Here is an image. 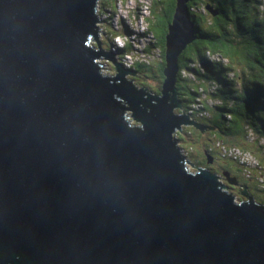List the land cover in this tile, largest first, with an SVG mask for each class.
Here are the masks:
<instances>
[{"label":"water","instance_id":"1","mask_svg":"<svg viewBox=\"0 0 264 264\" xmlns=\"http://www.w3.org/2000/svg\"><path fill=\"white\" fill-rule=\"evenodd\" d=\"M186 2L151 93L99 73L95 0H0V264H264V203L173 137Z\"/></svg>","mask_w":264,"mask_h":264},{"label":"trees","instance_id":"2","mask_svg":"<svg viewBox=\"0 0 264 264\" xmlns=\"http://www.w3.org/2000/svg\"><path fill=\"white\" fill-rule=\"evenodd\" d=\"M171 2L172 0H151L148 30L157 40L158 45L155 46L160 61L154 62L148 58L144 61H134L128 66L134 75L137 74V77L132 78V83L134 82L133 85L137 88H143L145 79L149 81L153 79L160 83L165 29L169 21ZM262 2L264 0H191L189 4L187 3L190 18H193L195 25L194 38L177 56L178 69L174 83L181 107L186 109L185 111L191 109V113L197 111L199 119L208 121L209 125L204 124L203 129L212 131L215 128L212 132L205 131L207 136L202 140V144L198 143L204 147L201 150L192 148L193 145H186L183 135L175 132L176 140L184 141V145L180 142L177 144L179 151L199 167L209 169L218 176L227 171L239 185L247 187L249 194H253L249 186L255 190L256 184L247 182V161H238V157L233 155H248L249 153L245 152L248 150L236 138L235 142H228L226 136L245 137L249 134L257 143L261 137L264 138V16L262 17V12L258 10V7L264 9ZM205 5L214 13L206 12L207 24L203 25L201 14L192 12V9H201ZM100 7V11L105 14L102 20L109 19V15L118 11L115 0H101ZM153 7L157 11H153ZM101 32L106 35L104 40H100L102 51L111 48L114 58L123 51H132L127 43L122 47L113 44L111 37L115 36V33L106 28ZM122 32H127L125 27L122 28ZM239 56L244 58L249 66L253 64L255 73L249 75L242 73L237 80L236 76L233 78L232 66L233 63L238 64ZM248 70L252 71V67ZM138 81L143 82V85ZM204 94L207 99L212 100L213 105L208 106L199 100V96ZM206 98L202 97L203 100ZM195 112L193 113L197 116ZM203 113L207 115H202ZM209 115L211 118L207 119ZM186 132H190V129ZM226 142L230 145L225 148L223 145ZM230 146L232 148L229 149ZM233 150L237 153H233ZM254 154L263 162L257 150ZM212 155L227 159L229 166L234 167V171L231 172L226 165H221L220 168L212 167L208 160L213 157ZM262 157L264 159V153ZM185 163L182 162V165ZM257 165L260 166L258 163ZM261 168L263 167L260 166V171ZM262 189L260 190L264 192V188ZM254 202L264 203V198L255 199Z\"/></svg>","mask_w":264,"mask_h":264},{"label":"rangeland","instance_id":"3","mask_svg":"<svg viewBox=\"0 0 264 264\" xmlns=\"http://www.w3.org/2000/svg\"><path fill=\"white\" fill-rule=\"evenodd\" d=\"M97 3H96V10H95V13L99 16V17H102L104 14L102 13V11H100L99 7H100V1L101 0H95ZM95 4V3H94ZM262 6H264V3H262ZM115 7L118 8V11H116L115 13H113L111 15V20H110V23H111V26L114 28V29H121L122 27V24H124V22H122V24H120V21L122 19V16L124 15L125 11L126 10H129L131 7H136V2L135 1H131V2H126L125 4H123L121 7L117 6L115 4ZM101 8V7H100ZM102 9V8H101ZM116 10V8H115ZM258 10L261 11V16L263 17L264 14V9H260L258 7ZM153 11H157L155 8L153 9ZM195 13H200L201 14V22L203 23V25H205V23L207 24V14L206 12L203 10V9H195L194 10ZM144 0H138V14H137V19L134 21V26L135 27H138L141 29H143V27H140V26H143V23H144ZM102 22V20L100 21V23ZM99 22H96V25H97V31L101 30V24ZM145 24V23H144ZM110 26V24H104V28H106L107 30H109L110 32L112 33H115V31L112 29V27ZM101 40H104V37L106 36L104 33L101 32ZM98 39V37H97ZM119 40V38H116V41ZM118 43V42H117ZM140 46V45H139ZM155 53V51H154ZM142 55V54H140ZM119 57V56H118ZM124 60V57L123 59ZM96 61H100V59H96ZM103 65L100 66V73H103V72H110V69L104 65V63H102ZM249 67H252V71L251 70H248ZM233 70H232V73H233V78L236 76L237 80L238 78L241 76V74L243 73L244 75H249L250 74H254L255 73V68L253 66V64L251 63V66H249L248 64H246L244 58H242L241 56H239L238 58V64L237 63H233V66H232ZM131 74V73H130ZM230 75V73H229ZM141 78V77H140ZM141 81L143 80L142 78L140 79ZM146 83H143L145 86H148V85H153L155 84L154 82H151L147 79L144 80ZM237 86V85H236ZM155 92L157 93V90H155ZM202 97H205V94L204 96H199V100H202L203 103L207 104L209 106L210 105H213V102L211 99H207L206 100H203ZM198 105V104H197ZM126 113V121L130 124V125H134V119H132L130 117V111L127 109H125L124 111ZM195 112V111H193ZM197 116H199V113H197V111L195 112ZM210 114H211V110H210ZM202 115H207L206 113H203ZM189 119H192V116L191 115H188L187 116ZM207 119L211 118L210 115L208 117H206ZM190 125V124H188ZM198 125V123H197ZM136 126V125H135ZM195 127V126H193ZM199 127V125H198ZM197 128V127H195ZM204 135H207V132H203ZM235 138L238 142H240L243 146H246V149L248 151H245V152H248L256 161L257 163L263 167L261 168V171H260V166L257 165V163L253 160L252 157H250L249 155H240V159L238 161H247L246 162V179H247V182L249 183H252V184H256L255 186V190L252 189L251 186L250 189L253 191V200L255 201L256 200H261L262 198H264V192L261 191L260 189L264 188V162H262L259 157L254 154L252 152V150H257L258 153H264V139L260 138L258 143L254 141V137L252 138L249 134L245 137H241V136H226V140L228 142H235ZM186 145H193L192 148H195V149H198V150H201L202 148H204L203 146H201L200 144H196L195 142H191L189 140H184ZM184 141H177L178 143L180 142V144L184 145ZM227 145H230V144H224L223 146L226 148ZM232 148L231 146L229 147V149ZM228 149V150H229ZM234 149V148H233ZM234 156H237L236 154H233ZM262 159V155L260 156ZM225 159H223L221 156H218V161L217 163H215L212 167L214 168H219L221 167L222 164H225ZM227 163H229L227 160H226ZM186 166V163L184 164ZM227 168L233 172L234 171V168L231 167V166H227ZM225 174V176L223 175L219 180L221 181L222 184H224L226 187H228L230 190H232L234 193H236L238 196H240L242 199H244L245 197L240 193L241 191L244 190V187H241L239 185L238 182H235L234 180L231 179V177L229 176V174H226L225 172H223ZM257 174V175H256ZM230 181V182H228ZM247 188V187H246ZM263 190V189H262Z\"/></svg>","mask_w":264,"mask_h":264},{"label":"clouds","instance_id":"4","mask_svg":"<svg viewBox=\"0 0 264 264\" xmlns=\"http://www.w3.org/2000/svg\"><path fill=\"white\" fill-rule=\"evenodd\" d=\"M131 1H135L136 2V7H131L129 10L125 11V13L122 16V19L120 21V24H122V22H124V24H122L121 29H119V30L118 29H114L111 26L112 29L115 31V36L111 37L113 44L115 46H117V47H122L123 45H125L127 43L128 46L132 49L131 52H124L123 51L122 53L116 55L117 58H114V55L112 54L111 48H109L107 50H103V51L100 49V40H101V38H100L101 35L100 34H101V31L104 29V24H109L110 23L112 14L109 15V19L102 20V18L105 16V14L102 17H99L95 13V10H96L95 8H96V3H97L96 1H95V4H94V13L97 16V21L96 22L100 23V21L102 20V22L100 23L101 24V30L96 32L97 25H96V22H95V26H94L95 38L90 36L89 40H90L91 44H93L95 47L98 48L99 57L97 59H100L99 65L102 66L103 65L102 63H104V65H106L110 69V72H103V73H100V69H99V73L102 76L113 78L114 75L117 73L116 70L114 69V64H113V62H116L123 69L127 70V73L125 74L124 78H126L128 81L132 82V80H130V76H133L134 74L128 68V66H130L132 64V62H134V61H144V60H147L148 58H150L152 61L156 62L157 60L160 61V59H159L160 56H159V52H158V50H157V48L155 46V45H158L157 40L154 38V36H152L151 33H149V30H148V17L149 18L151 17L150 16L151 15V13H150V11H151V0H146L145 1L146 5H147V14H146V16H144L145 25L143 26V29H141V30H140V28L134 26V21L137 19V14H138V0H115V4L117 6H119V7H121L126 2H131ZM190 1L191 0H187L186 5H187V3L189 4ZM262 3H264V2H262ZM206 7H208L209 10H207ZM153 8H152V10H153ZM201 9H203L205 12H210L211 14L214 13L210 9V7L206 6V5L204 7H202ZM194 10L195 9L193 8L192 12H194ZM187 11H188V15H189V18H190L188 5H187ZM190 20H192V22L194 24L193 18H190ZM123 27L126 28V31H127L126 33L122 32V28ZM97 37H98V39H97ZM116 38H119V40L116 41ZM154 51H155V53H154ZM140 54H142V55H140ZM120 55H122V58L118 57ZM124 55H130L131 56V61H130V63H128V65H124L123 62H122V59H123ZM176 110L177 109H175L176 113L182 112L183 114L191 115V109H188L187 111H185L186 109H183L181 107L178 112ZM217 116L219 117V114H217ZM125 117H126V113H125ZM196 117L197 118H195V119L192 118V120H194L196 123L199 124L200 122L197 121V119H199V117L198 116H196ZM130 126H135V125H130ZM136 126H138V125H136ZM180 131H181V128H180L179 131H175V132H180ZM174 133H173V137H174ZM261 138L264 139L263 137H261ZM176 144H178L177 140H176ZM225 144H229V143L226 142ZM232 152L233 153H237L236 150H233ZM252 152L254 153V152H256V150H252ZM248 155L250 157H252L250 154H248ZM259 155L261 156L262 153L259 152ZM237 157H238V159H240V155L239 154H237ZM253 160L256 162V160L254 158H253ZM262 160L264 162V159H262ZM183 166H185V165H183Z\"/></svg>","mask_w":264,"mask_h":264},{"label":"flooded vegetation","instance_id":"5","mask_svg":"<svg viewBox=\"0 0 264 264\" xmlns=\"http://www.w3.org/2000/svg\"><path fill=\"white\" fill-rule=\"evenodd\" d=\"M134 77H137V74L136 75H134V76H130V80H132V78H134ZM151 82H154L155 84H153L152 86L151 85H148V87L147 86H144L142 83L143 82H141V81H138V83H140V84H142L143 85V88L145 89V90H147V91H149V92H151V93H156L155 92V90H157L158 91V88H159V85H160V83H156V81H154L153 79L152 80H150ZM134 83V82H133ZM158 84V85H157ZM137 85V84H136ZM138 86V85H137ZM139 87H140V85H139ZM140 89V88H139ZM177 90V89H176ZM182 102H184V101H182ZM174 111H175V109H174ZM191 116H192V118H197L195 115H194V113H191ZM197 121H199L200 123L198 124L199 125V127H197V128H195V127H193L192 125H188V128H181V131L180 132H178V133H181L182 135H183V138L184 139H187V140H189V141H191V142H195L196 144L197 143H201L202 142V140L207 136V135H204L203 134V132L204 131H207V132H212L213 130H215V128L214 129H212V131H209L207 128H204L203 129V125L204 124H207L208 123V121H206L205 119H200V120H197ZM206 121V122H205ZM207 125H209V124H207ZM188 129H190V132H186V130H188ZM174 139H176V137H175V135H174ZM179 141V140H178ZM202 144V143H201ZM204 152V151H203ZM213 156V155H212ZM215 158V159H214ZM223 159H225V158H223ZM209 162L210 163H212V166L215 164V163H217V161H218V156H213V157H210L209 159ZM226 160L227 159H225L224 161H225V164H222V165H226V166H229L230 165V163H227L226 162ZM220 168V167H219ZM234 168V167H233ZM226 174L228 173L227 171H224ZM223 173V172H222ZM224 174V173H223ZM223 174H221V176H219L220 178L223 176ZM229 174V173H228ZM230 176V175H229ZM231 177V176H230ZM231 179L232 180H234L235 182H238V181H236L235 180V178L233 177H231ZM220 181V180H219ZM221 182V181H220ZM240 186L241 187H243V185H241L240 184Z\"/></svg>","mask_w":264,"mask_h":264},{"label":"built area","instance_id":"6","mask_svg":"<svg viewBox=\"0 0 264 264\" xmlns=\"http://www.w3.org/2000/svg\"><path fill=\"white\" fill-rule=\"evenodd\" d=\"M145 1L146 0H144V14H143L144 16H146V14H147V5H146ZM144 25L145 24L143 23V26ZM143 26H140V27H143ZM130 61H131V56L130 55H124V60H122L123 64L128 65V63H130Z\"/></svg>","mask_w":264,"mask_h":264},{"label":"bare ground","instance_id":"7","mask_svg":"<svg viewBox=\"0 0 264 264\" xmlns=\"http://www.w3.org/2000/svg\"><path fill=\"white\" fill-rule=\"evenodd\" d=\"M119 57H120V58H122V56H121V55H120ZM120 102H121V101H120Z\"/></svg>","mask_w":264,"mask_h":264}]
</instances>
